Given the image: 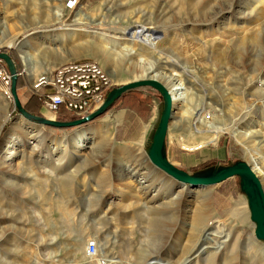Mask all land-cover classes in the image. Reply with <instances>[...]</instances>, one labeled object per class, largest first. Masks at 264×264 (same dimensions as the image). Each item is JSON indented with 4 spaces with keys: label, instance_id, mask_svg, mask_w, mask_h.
I'll use <instances>...</instances> for the list:
<instances>
[{
    "label": "rangeland",
    "instance_id": "obj_1",
    "mask_svg": "<svg viewBox=\"0 0 264 264\" xmlns=\"http://www.w3.org/2000/svg\"><path fill=\"white\" fill-rule=\"evenodd\" d=\"M193 1L0 0V23L9 36L15 44L26 41L36 49V71L31 77L19 50L0 46V52L11 56L23 80L20 102L26 101L23 94L33 95L29 87L38 75L70 61L98 63L110 78L108 93L128 82L146 79L133 72L125 60L119 62L124 59L120 50L112 62L108 59L104 63L91 51L83 50L82 43H100L105 49L112 40L119 41V31L125 29L126 22L138 20V27L151 23L156 26V35L164 33L165 40L158 45L163 53H148L174 64L168 71L179 76L176 78L186 94L193 97L181 110L173 107L165 148L168 162L188 175L238 161L250 165L246 148L259 150L260 139L249 136L239 140L228 128L242 130L252 124L248 129L252 131L258 129L259 119H264V0H238L244 2V8L238 10L251 13L249 20L235 19L236 9L210 20L211 10L222 0H199L198 5ZM86 18H92V23ZM59 34L76 35L62 44L47 41L40 46L41 39L45 42ZM138 47L132 46L136 52ZM138 57L133 56V60ZM161 109L159 93L139 87L122 95L93 121L58 129L25 119L14 103L0 94V264H179L176 249L185 243L188 227L176 223L181 217L166 209V203L173 204L188 191L194 198L209 199L204 209L208 219L202 226L205 251L219 248V261L236 252L241 262L264 264V242L254 237L255 225L238 177L217 185L192 187L170 178L148 160L146 152ZM198 110L203 111L204 121L192 126L191 117ZM61 112L54 115L43 108L38 113L39 117L61 121ZM63 115L61 122L72 119ZM122 122L125 127L120 126ZM198 126L205 135L193 134ZM118 128L123 130L119 136ZM212 128L224 130L216 134ZM88 130L93 134L88 145L73 147ZM259 130L264 139V127ZM35 133L45 139L41 146L39 139L32 137ZM12 134L25 141V146L18 147L16 156L5 159L16 143H8ZM53 140H62L66 149L74 152L69 157L73 159L60 161L59 151L65 148L50 149ZM196 144L201 148L183 149L184 145ZM208 152L215 156L199 158ZM126 163L138 165L136 176L127 173ZM145 172L150 176L142 179ZM152 175L160 181L144 191ZM257 178L264 190L263 179ZM192 202L200 206L198 200ZM236 207H241V214L236 215ZM180 210L185 213L186 206ZM175 227L178 232L172 231ZM181 228L186 232L180 234ZM91 241L97 244L94 257L86 254ZM164 244L167 248L162 250ZM251 244L256 250H249ZM183 264L191 261L184 260Z\"/></svg>",
    "mask_w": 264,
    "mask_h": 264
},
{
    "label": "bare ground",
    "instance_id": "obj_2",
    "mask_svg": "<svg viewBox=\"0 0 264 264\" xmlns=\"http://www.w3.org/2000/svg\"><path fill=\"white\" fill-rule=\"evenodd\" d=\"M191 1H193V0H191ZM198 1L199 0H197L195 2L193 1V2L196 3V5H198ZM242 3L244 4V2L238 1V0H222V2L218 6L214 7L211 10L210 20L217 15H223V13L228 12V11H232L233 9H236L234 16H233V17H235V19H237V20H239V19L240 20H249L251 13L238 10L239 8H244ZM257 3H260V2L258 1ZM112 5L114 6V4H112ZM142 13H144L142 17L145 18L147 16L146 13L143 11H142ZM57 17H58V19H60L59 13L57 14ZM86 20H88L90 23H92L93 19L92 18H90V19L86 18ZM116 23H117V21L115 22V24ZM126 24H127V26L125 27V29H121L119 31V38H120L119 41L112 40L111 42H109V46L105 49L100 46V43L96 44L95 42H86L85 41L82 43L83 50L86 49V50L91 51L93 53L94 57H97L101 61H104V63L107 62L108 59H109V61L111 59V62H112V59H114V55L117 53L116 51L120 50L124 59H122V61L120 59H118V60H120L119 62L121 63V62H123V60H125L128 63V65L131 66L130 69H132L133 72L140 73V77H144L147 80L157 81L158 83L163 85L171 96L172 107H175L178 110L179 109L181 110L182 106H183L182 104H184L185 102L186 103L192 102L193 97L188 96L186 94V92H185L186 89H185V87H183L181 80L176 78L179 76L176 73H172L171 71L170 72L168 71V69L169 68L171 69V67L174 64H170L167 61V58H162L160 55L154 56L155 58H152L150 56V53H148L149 51H152V52L154 51L157 53H159V52L163 53V49H161L160 51L158 50L159 49L158 45H159V41L161 43L165 40L164 33L161 32L159 34L157 33L158 35H156V33L153 31V29H155L154 28L155 25L151 24V23L148 24L149 26H143V27L137 26V25H139L138 20L128 21V22H126ZM84 26H85V28H88L87 27L88 25L85 23H84ZM6 30L7 29L3 26V23H0V46L2 44H5L8 47H15L17 50H19V52L21 54V59L25 65V70L28 72V74L31 77H34L36 67L34 65L33 54L36 51V49H34V47L29 45V43L26 41H23V42L20 41L19 43L15 44V42H14L15 39L12 36L10 37L8 34V31H6ZM76 31L80 32V31H85V30L84 29H82V30L78 29ZM93 33L94 32H88L89 35H92ZM75 35L76 34H70V35L59 34L53 38L47 39L45 42L41 39L42 42L40 43V46L44 47L45 43H47V41H49V43H52V42L55 43L56 42V43L62 44V43H65L67 40H69L70 37L75 36ZM34 39L39 40V37H36ZM122 40H124V41H122ZM133 45L139 46L138 48L140 50L138 52H136V50L134 48H132ZM141 53L144 54L145 56H142ZM137 55L139 57L137 60L134 61L133 56H137ZM171 62H174V59H172ZM176 63H177V61H176ZM187 69H188V66L185 65L183 67V71L186 72ZM113 72L114 71H111V72H109V74L112 75ZM259 92H262V91H259ZM202 114H203V111H199V110L196 113H193V115L191 117L192 126L193 125H196V126L200 125V123L202 121H204V115H202ZM4 121H5V117L3 116L2 123ZM258 124H259L258 126H255V128H258V129L252 130V131L248 130L249 128L253 127L252 124L248 125L247 127H245L242 130H238L235 128H228V129H231L233 131L234 136L236 138H238L239 140H242V139L249 137V136H251L253 138H259L260 139L257 143L258 146L260 147V149L256 150V149L246 148V154H247L248 160L250 162L251 170L254 172L256 177H260L264 181V152L263 153L260 152L261 148L263 149V147H264V144H262L264 142V139L262 137L261 130H259V128L264 127V119H259ZM201 126H198L197 128H193L192 131H193L194 135L198 136V135H205L206 134V132L199 130V128H201ZM210 127L211 126H209L208 129ZM222 130H224V129L212 128V131H214L216 134L220 133V131H222ZM84 133L85 134L80 136V138L77 140L75 146H73V147H81V146H87L88 145V142L92 138L93 134H92L91 130L85 131ZM34 136L39 139V142L37 144H39V146H41L42 142H44L45 139H43L41 136H38L36 133L33 134L32 137H34ZM258 136H260V137H258ZM10 141H12V142L16 141V143L14 144L15 146H13V145H12V147L8 146L11 148H10V151L6 154L5 159H9V158L16 156L17 155L16 150H18V147H24L25 146V143H24L25 141H20L17 138V136L14 134L10 135L8 143H10ZM201 146L202 145H200V144L199 145L196 144V145H192V146H189V145L185 146L184 145L183 149H186L188 151H192V150L201 148ZM62 147L65 149H63ZM49 148L54 149V150L63 149V150L59 151V152H61L60 161H62L63 159H65L67 161H69L70 159H73V158H69V157H71L70 155H73L74 152L66 149V146L62 140H53L51 142V145L49 146ZM71 149H73V148L71 147ZM51 151L52 150H50V153H51ZM85 161L88 162V159H86ZM124 166H125V168H128L127 173L130 174L131 177L136 176L138 174V172L140 171V169L138 168V165H133V164L131 165V164L126 163ZM148 175H149V173H146V172L143 173L142 179H147V177L150 176V175L149 176ZM152 177H153V179L151 180V182H149L146 186H144V188L141 187V188H143L144 191L148 190L149 186L152 185L154 182L156 183V181L157 182L160 181V179H158L157 175H152ZM175 181H177V180H175ZM146 182H148V180ZM146 182L144 181L142 184L144 185ZM142 184H141V186H142ZM203 187H207V186H203ZM189 192L190 191H188V194H184L182 191V193L184 195L180 194V196L176 202H174L173 204L170 201L168 203H166V209H169V211L172 214H174V212L178 213L179 217H181V219L177 218L176 223L179 222L183 226L187 225V227H188V232H187V235L185 237V243H183L182 245H180L176 249L177 254H179L178 256L180 257L179 264H183L184 260H190L191 264H247L245 262V259H242V262H241V260L239 259V256L237 255L236 252L231 257L223 256L224 258L220 259V261H219L218 257H217V254L220 251L219 248H216L213 251L211 249L208 251H205V244L203 242L204 238L202 236V234L204 233V230L202 229V226L204 224H206V221L208 219V214L206 213V211L204 209L207 207L209 199L204 198L203 196H199V197L194 198V196L191 195V192L190 193ZM190 198H193V199H190ZM194 199L199 201L200 206L198 205V207H197L192 202ZM184 206H186L187 211H185V213H182L180 209ZM235 213H236V215L241 214V207H238V208L236 207ZM187 220H189L188 223H187ZM172 231L178 232V227H177V229L175 227ZM183 232H186V231H184V228H181L180 234H182ZM211 242H212V240H211ZM252 244H253V242H252ZM252 244L250 245L249 250H256L257 247L252 245ZM164 246L165 247H163L162 250L167 248V246L165 244H164ZM206 255H207V259L205 258ZM182 257H184V260L182 259ZM203 257L206 259V260L204 259L205 261L203 260ZM221 257H222V255L219 258H221ZM137 260H140V259L138 258Z\"/></svg>",
    "mask_w": 264,
    "mask_h": 264
},
{
    "label": "water",
    "instance_id": "obj_3",
    "mask_svg": "<svg viewBox=\"0 0 264 264\" xmlns=\"http://www.w3.org/2000/svg\"><path fill=\"white\" fill-rule=\"evenodd\" d=\"M0 59L5 62L9 73L12 75L11 92L15 108L25 119L34 121L43 126H50L58 129L80 127L105 113L114 104V102L128 90L139 87H150L158 92L162 99V109L157 126L151 137V142L146 152L150 163L164 174L170 176L172 179H175L183 184H188L192 187L217 185L230 178L238 177L240 191L247 199L250 220L255 225L254 237L256 240L264 242V191L259 179L251 170L248 163L238 161L229 166H219L216 168H210L200 174L188 175L186 172L174 167L168 162L165 148L168 127L172 121L173 107L171 97L163 85L157 81L147 79L128 82L123 84L121 87L111 90L107 94L102 105L88 116L82 119H73L67 122L54 121L39 116H33L22 108L17 97L16 83L19 75L16 71L14 62L11 57L4 52H0Z\"/></svg>",
    "mask_w": 264,
    "mask_h": 264
},
{
    "label": "built area",
    "instance_id": "obj_4",
    "mask_svg": "<svg viewBox=\"0 0 264 264\" xmlns=\"http://www.w3.org/2000/svg\"><path fill=\"white\" fill-rule=\"evenodd\" d=\"M11 86L12 75L0 59V94L6 101L14 103ZM109 87L110 78L98 63L70 61L38 75L29 89L48 112L57 115L62 111L73 119H82L102 105ZM96 253L97 244L89 242L87 256L94 257Z\"/></svg>",
    "mask_w": 264,
    "mask_h": 264
},
{
    "label": "trees",
    "instance_id": "obj_5",
    "mask_svg": "<svg viewBox=\"0 0 264 264\" xmlns=\"http://www.w3.org/2000/svg\"><path fill=\"white\" fill-rule=\"evenodd\" d=\"M10 56V55H9ZM11 57V56H10ZM12 59V58H11ZM13 61V59H12ZM14 62V61H13ZM15 63V62H14ZM15 65V64H14ZM21 85L19 84V76H18V79H17V83H16V91H17V97H18V100L20 102V98H19V95H18V92L20 91V88ZM134 90V89H132ZM132 90H128L126 92H124L122 95H124L125 93L127 92H130ZM23 96L26 97V101L24 104H22L21 102V106L22 108L29 114L33 115V116H39V109L41 108V102L38 100V97L36 95H24ZM61 121L62 120H65V115L63 114H60V118H59ZM73 120V118L71 119ZM70 120V121H71ZM64 122V121H63Z\"/></svg>",
    "mask_w": 264,
    "mask_h": 264
},
{
    "label": "crops",
    "instance_id": "obj_6",
    "mask_svg": "<svg viewBox=\"0 0 264 264\" xmlns=\"http://www.w3.org/2000/svg\"><path fill=\"white\" fill-rule=\"evenodd\" d=\"M7 70H8V68H7ZM17 71H18V70H17ZM8 72H9V70H8ZM17 73H18V72H17ZM18 74H19V73H18ZM21 81L23 82L22 78L20 77V78H19V84L21 85V87H23V86H22L23 84L21 83ZM121 96H122V95H121ZM116 101H117V100H116ZM41 108L43 109L42 106H41ZM42 109H40V111H39L40 113H41V110H42ZM70 117H71V116H70ZM123 124H124L123 122L120 123V126H122V127L124 126V127H125V125H123ZM121 131H123V130H121V128L116 129V134H117V136H119V134H120ZM145 136H146V134H145ZM145 136H144V137H145ZM142 139H143V141H144V138H143V137H142ZM200 155H201V156H199V158H203V160H205V159H210L211 157H214V156H215L214 153L211 154V153H209V152H208L207 154H205V153H201ZM230 179H231V178H230Z\"/></svg>",
    "mask_w": 264,
    "mask_h": 264
}]
</instances>
